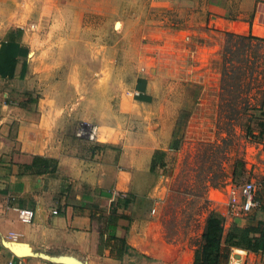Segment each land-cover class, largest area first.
I'll return each mask as SVG.
<instances>
[{"label":"rangeland","instance_id":"1","mask_svg":"<svg viewBox=\"0 0 264 264\" xmlns=\"http://www.w3.org/2000/svg\"><path fill=\"white\" fill-rule=\"evenodd\" d=\"M15 1L16 8H0V32L29 28L41 64L32 88L56 94L61 112L79 114L74 132L81 123L98 126L114 153L125 144L159 151L165 166L155 163L139 179L138 204L155 216L162 211L173 246L189 241L196 256L232 181L260 173L264 39L218 28L211 0ZM150 91L157 104H141ZM186 257L154 264H186Z\"/></svg>","mask_w":264,"mask_h":264},{"label":"crops","instance_id":"2","mask_svg":"<svg viewBox=\"0 0 264 264\" xmlns=\"http://www.w3.org/2000/svg\"><path fill=\"white\" fill-rule=\"evenodd\" d=\"M0 3L1 9L17 4ZM206 5L218 28L264 39V0H211ZM36 12L38 8L26 11L25 18L34 19ZM9 31L5 37L0 32V260L5 256L24 264H154L162 257L176 261L187 254L186 264H194L189 241L179 251L170 242L162 211L155 216L138 204L145 196L139 179L155 163L158 169L165 166L159 151L141 145L133 151L135 146L125 144L122 153H114L107 147L110 141L99 138L104 132L100 134L98 126L97 141L77 135L73 118L79 114L61 112L56 94L38 96L44 90L32 88L33 72L41 64L29 28L24 33ZM142 94L141 104H157L154 92ZM51 100L55 107L49 106ZM259 128L264 143V124ZM258 149L263 154L260 173L255 168L252 180L263 176L257 193L261 204L247 215L230 217L227 190V202L215 215L225 235L233 230L240 236L244 228H255L249 234L253 242L262 241L264 231V144ZM18 208L33 209V221L22 222ZM239 250L246 251L245 264H264V242L256 250L232 246L231 255Z\"/></svg>","mask_w":264,"mask_h":264},{"label":"built area","instance_id":"3","mask_svg":"<svg viewBox=\"0 0 264 264\" xmlns=\"http://www.w3.org/2000/svg\"><path fill=\"white\" fill-rule=\"evenodd\" d=\"M77 135L87 137L91 141H97V126L83 124L77 129ZM259 187L254 180H249L240 184L232 183L228 187V206L227 215L239 217L249 214L254 208L261 204L257 196ZM19 219L24 223H31L35 217V211L31 208H18ZM246 251L239 250L238 254L231 255L227 264H245L244 256ZM7 264H24L22 259H10Z\"/></svg>","mask_w":264,"mask_h":264},{"label":"trees","instance_id":"4","mask_svg":"<svg viewBox=\"0 0 264 264\" xmlns=\"http://www.w3.org/2000/svg\"><path fill=\"white\" fill-rule=\"evenodd\" d=\"M252 229L255 228H244L240 236L233 230L225 235L222 220L217 216L209 217L204 233L206 243L202 250L196 252L194 264L228 263L232 246H245L250 250H256L258 245L264 242V231H262V241L257 239L253 242L249 237Z\"/></svg>","mask_w":264,"mask_h":264}]
</instances>
